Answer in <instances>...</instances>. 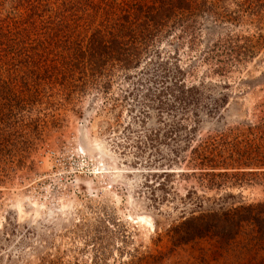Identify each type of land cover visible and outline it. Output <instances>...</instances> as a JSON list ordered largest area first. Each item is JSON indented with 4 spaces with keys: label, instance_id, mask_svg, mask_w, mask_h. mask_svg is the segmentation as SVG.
<instances>
[{
    "label": "rangeland",
    "instance_id": "1",
    "mask_svg": "<svg viewBox=\"0 0 264 264\" xmlns=\"http://www.w3.org/2000/svg\"><path fill=\"white\" fill-rule=\"evenodd\" d=\"M207 2L230 20L191 0L123 26L149 0H87L73 24L63 0L34 2L37 37L70 24L69 44L39 96L0 93V264H264V170L241 158L264 102V0Z\"/></svg>",
    "mask_w": 264,
    "mask_h": 264
},
{
    "label": "trees",
    "instance_id": "2",
    "mask_svg": "<svg viewBox=\"0 0 264 264\" xmlns=\"http://www.w3.org/2000/svg\"><path fill=\"white\" fill-rule=\"evenodd\" d=\"M40 1L43 0H0V16L5 6L12 8L13 10L12 13L7 16L6 20H0V63L2 61L1 55L3 58L11 56V62L8 63L10 69L8 72L9 79L4 81L2 88H0V93L2 95L8 94L7 99L5 100H13L16 98V96L12 94V91L14 90L11 87L15 83L19 86V90H17L18 95L33 90L31 96L33 98L39 96L40 93L43 92L39 89V87L42 86V82L49 79L51 74L57 70V68L55 69L54 65L47 59L48 54H50L48 52L52 51L50 54L52 55L59 50L66 49V44H69L67 38H69L68 35L70 34V24L60 25L55 22H50L51 26L48 28L46 26L42 27V29H44L42 33L43 38L37 37L41 35L38 34L40 28L38 29V25H36V17L40 10L36 8L34 2ZM156 2H158L159 8L154 7ZM84 3H87V0H63V4L67 7L66 9L72 13L70 16L72 19L68 16L67 19L73 21V24H77L80 20L75 17V10L77 12H83L84 9L81 6H83ZM149 3H151L149 6L140 4L129 5L133 14L130 15L129 12H125L121 17V20L123 21L122 25L130 24V17H133L136 19L135 21H138L142 16L145 20L144 24L150 22L154 25H158L160 21L173 15L175 10L188 12L191 10L192 6L191 0H149ZM21 7L22 13L18 14L17 10ZM202 7L208 10V13L210 14L209 17L215 22L230 20V15L227 13V9L224 6H218L217 3H208L207 0H203ZM48 11L49 9L46 8L41 12L45 14ZM256 14L258 15L259 12L252 11V13H250L253 17ZM59 16L60 14H57L56 16L55 13V17ZM233 18L236 21L240 19L237 15H234ZM132 33L131 29L127 28V31L124 34L125 36H129ZM95 35V33L92 35L91 40L93 43L100 42L101 40L99 38L93 37ZM263 45L264 39L260 38L259 49ZM99 46V43L96 46L92 43L90 44V51L92 54L98 51ZM254 50L255 51H252L251 53H249L250 51H247V53L243 55L249 59L256 53L257 49ZM248 54H250V56ZM72 55L77 58H83L84 54L81 51L80 45L76 44L73 47ZM41 63H43V65H40ZM19 66H23L24 68H19ZM21 69L24 70L21 71ZM9 96H11V98H9ZM16 104L18 105L19 102L17 101ZM253 112L255 120L253 123L248 124V128L245 131V141L242 147L241 158L245 161V167L264 170V102L255 106ZM191 225L189 226L191 227ZM190 239L192 238H189L186 241Z\"/></svg>",
    "mask_w": 264,
    "mask_h": 264
}]
</instances>
